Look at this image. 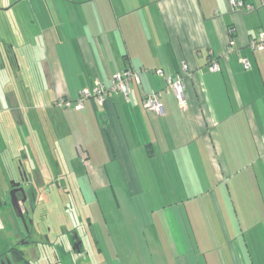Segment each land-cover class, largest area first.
<instances>
[{
	"label": "crops",
	"instance_id": "1",
	"mask_svg": "<svg viewBox=\"0 0 264 264\" xmlns=\"http://www.w3.org/2000/svg\"><path fill=\"white\" fill-rule=\"evenodd\" d=\"M0 16L13 39L0 124L16 129L13 144L0 139V180L21 168L44 215L33 263L264 264V51L249 46L264 0H0ZM127 70L140 83L126 98L110 88ZM178 77L185 110L165 91ZM156 92L161 115L142 109ZM42 121L64 133L36 137ZM79 204L90 214H57ZM10 216L5 203L4 226Z\"/></svg>",
	"mask_w": 264,
	"mask_h": 264
},
{
	"label": "built area",
	"instance_id": "2",
	"mask_svg": "<svg viewBox=\"0 0 264 264\" xmlns=\"http://www.w3.org/2000/svg\"><path fill=\"white\" fill-rule=\"evenodd\" d=\"M233 5L240 6V4H235V3H233ZM247 10L252 11V8L248 6ZM230 35L231 36L233 35V31H230ZM229 45L230 46L233 45V42L231 40L229 41ZM249 46L253 50L264 51V32H259L257 37L250 41ZM242 63L244 64L245 68L248 67L246 60L243 59ZM181 71H182L183 76L186 75L187 67L185 64H182ZM209 71L211 73H217L219 71L218 63L215 61H211L210 66H209ZM182 79H183L182 77H178L177 81L175 82L168 81L165 91L166 93H171L174 96L175 101L180 109L185 110L187 108V103L184 98V86H183ZM111 81L112 82H111L110 89L114 92H119L123 94L126 98L128 97V94L130 93L131 85L133 83L135 84L140 83L138 74L134 73L131 70H127L123 74L115 75ZM101 91H102V87L98 85L96 89L94 90V93L99 95ZM89 95L90 94L87 91H84L82 93V98L89 97ZM100 103H101V100H100ZM57 106L61 108L62 110H66L71 107V104L69 101L62 100V101L57 102ZM81 108H82V103H81V100H79L77 105H75V109L79 110ZM142 109L146 113L161 115L162 108L160 104V93L156 92V93H151L149 95H146V97L144 98L142 102ZM82 158H84V156Z\"/></svg>",
	"mask_w": 264,
	"mask_h": 264
},
{
	"label": "flooded vegetation",
	"instance_id": "3",
	"mask_svg": "<svg viewBox=\"0 0 264 264\" xmlns=\"http://www.w3.org/2000/svg\"><path fill=\"white\" fill-rule=\"evenodd\" d=\"M9 55H7V59ZM19 176L17 173V179L14 178V182H19ZM10 187L6 191V193L11 192ZM16 197L21 200V196L16 193ZM10 206V205H9ZM28 208V207H27ZM32 215L29 213L28 216H25L24 223H21L19 219H16L14 214L11 218H8L6 223L10 225L12 230L9 232H4V223L0 218V264H41L42 262L33 263L30 259H32L35 255L34 250L31 248L32 239L33 240H41L42 239V231L45 227L44 215L37 214L35 215L34 222L37 224L36 230L30 225V219ZM9 234V235H7ZM71 234V233H70ZM72 239L74 240V245H77L78 239L76 234L72 232ZM9 238V240H8ZM14 241V243L12 242ZM9 245L7 244V242ZM77 241V242H76ZM6 244V246L4 245ZM43 255V254H42Z\"/></svg>",
	"mask_w": 264,
	"mask_h": 264
},
{
	"label": "rangeland",
	"instance_id": "4",
	"mask_svg": "<svg viewBox=\"0 0 264 264\" xmlns=\"http://www.w3.org/2000/svg\"><path fill=\"white\" fill-rule=\"evenodd\" d=\"M23 5V4H22ZM2 16V15H1ZM0 16V17H1ZM6 19H8L9 20V16L8 17H5ZM0 34H1V36H0V53L2 54V56H3V58L6 60V57H7V55H9L8 53H9V51H8V47L10 46V44H11V42H12V33H10V31L9 30H5V29H3V30H1L0 31ZM33 48H35V50H36V47H32V46H28V45H25V46H22L21 48H20V52H24L26 55H28V56H30V57H32V53H34L33 51H35V50H33ZM37 53V52H36ZM7 63H8V60L6 61ZM22 64H24V62H21ZM29 65L31 66V65H33V63H31V62H29ZM2 83H3V81L0 79V91H2ZM5 85V84H4ZM3 85V86H4ZM7 107V105H0V110H1V108H6ZM2 115L5 117V118H7L9 115H10V113L9 112H3L2 113ZM0 117L2 118V116H1V114H0ZM1 120V119H0ZM1 122V121H0ZM51 125V126H50ZM57 126H58V128H59V122H57V123H55V122H52L51 124H50V121H49V123H47V125H45L44 124V121H42L41 122V126H39L38 128H36V130H35V135H36V137H39L38 135H40L41 137H42V134L44 133V132H48V134H49V131H51L52 132V134L54 133V131L55 132H62V133H64L63 132V129H61V128H57ZM30 128V127H29ZM31 129V128H30ZM15 131H16V129L13 127V126H10L9 124H7V123H5L4 122V125L3 126H1V124H0V139L2 140V141H7L8 139L10 140L14 135H15ZM7 133H8V135H7ZM61 133V134H62ZM25 135V134H24ZM18 136H19V132H18V135H17V139H18ZM43 136H44V134H43ZM3 137V138H2ZM21 139H22V137L21 136H19ZM35 137V136H34ZM49 138H52V136L49 134ZM11 142V143H10ZM10 142H8V144L10 143V145L11 144H13V141L12 140H10ZM24 143H25V139H22V147H23V145H24ZM14 145L16 146V142L14 143ZM11 154H15L14 152L13 153H11ZM10 156V155H9ZM9 158V159H8ZM69 160V161H68ZM2 161H4V162H6V161H8L9 162V164H12L13 163V165H11V166H9V171L7 172V175H9V178L11 179V178H13L14 177V175H13V169H15L14 167H15V162H13V159H11L10 157H4V158H2ZM66 161H68L67 163H68V167H73V168H75V165H76V163L73 161V160H71V157H67L66 158ZM12 170V171H11ZM72 177H74V175L72 174ZM0 178H1V176H0ZM6 186L7 187H9V182L7 183V184H4V183H2V180H0V187H4V188H6ZM73 192V191H72ZM67 194H69V198H68V200H67V203L66 204H68V206H69V201L73 204V197L71 198V192L69 191V188H68V190H67ZM56 197H58V196H56ZM64 200H66V198H63ZM7 200L9 201V197L7 196ZM74 206V205H73ZM77 206H79L78 207V210L76 209V208H74V207H71V210H72V212H68L67 214H62L61 212H60V210L58 209V211H57V214L59 215V217H61L62 218V216H65V217H70V216H73V214L75 215V216H79V214L84 218L85 216H87V215H89L90 214V209H89V206H83L82 204H79V205H77ZM57 207H58V205H57ZM103 208V212L104 213H107V207H105V206H103L102 207ZM41 209H39V212H38V215L39 214H42L43 215V213H41V211H40ZM2 211V210H1ZM56 214V215H57ZM9 218H11V216L9 217ZM5 228H3V230H4V232H9L10 230H12V228L13 227H11L10 225H8L7 223L5 224V226H4ZM7 235H9V234H7ZM8 240H9V238H8ZM7 242V244L9 245V243H8V241H6ZM12 242L14 243V241L12 240ZM5 246H6V244H4ZM51 261H53V259L51 260ZM42 263L41 264H44V261L42 260L41 261ZM48 261L46 260V263H47ZM45 263V264H46Z\"/></svg>",
	"mask_w": 264,
	"mask_h": 264
},
{
	"label": "water",
	"instance_id": "5",
	"mask_svg": "<svg viewBox=\"0 0 264 264\" xmlns=\"http://www.w3.org/2000/svg\"><path fill=\"white\" fill-rule=\"evenodd\" d=\"M18 176L20 181H12L10 183V189L12 191L5 194L6 197H9V201L6 198H4V200L10 205L15 218L19 219L21 223H24L25 216L27 217L30 213L32 215V218L30 219L29 223L36 230L37 224H35L34 222L36 213L35 210L31 207V201L32 198H34V195L30 193V187L26 183L27 176L21 168L18 169ZM16 193L21 196V200L16 197Z\"/></svg>",
	"mask_w": 264,
	"mask_h": 264
},
{
	"label": "trees",
	"instance_id": "6",
	"mask_svg": "<svg viewBox=\"0 0 264 264\" xmlns=\"http://www.w3.org/2000/svg\"><path fill=\"white\" fill-rule=\"evenodd\" d=\"M211 62V61H210ZM216 62V61H215ZM209 66H210V64H209ZM209 66H208V68H209ZM149 95V94H148ZM146 97V96H145ZM144 97V98H145ZM144 98H143V100H144ZM143 100H142V102H143ZM6 202H5V200L4 199H1V196H0V207L2 206V205H4Z\"/></svg>",
	"mask_w": 264,
	"mask_h": 264
}]
</instances>
